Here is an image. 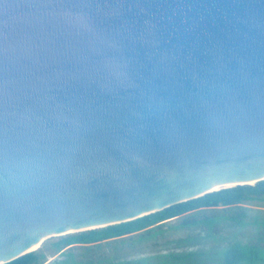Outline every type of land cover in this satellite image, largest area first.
I'll return each instance as SVG.
<instances>
[{"label": "water", "instance_id": "water-1", "mask_svg": "<svg viewBox=\"0 0 264 264\" xmlns=\"http://www.w3.org/2000/svg\"><path fill=\"white\" fill-rule=\"evenodd\" d=\"M254 180L264 0H0V264Z\"/></svg>", "mask_w": 264, "mask_h": 264}, {"label": "rangeland", "instance_id": "rangeland-1", "mask_svg": "<svg viewBox=\"0 0 264 264\" xmlns=\"http://www.w3.org/2000/svg\"><path fill=\"white\" fill-rule=\"evenodd\" d=\"M244 212L242 225L229 217ZM212 218L211 225L197 223L184 225L183 220ZM264 200H251L224 207L206 208L187 212L163 221L151 228L119 239L88 245L65 247L57 252L54 243L60 236L44 237L36 251L44 254L42 264H221L222 252L233 242L264 247ZM64 236V235H62ZM181 254L184 258H172Z\"/></svg>", "mask_w": 264, "mask_h": 264}, {"label": "trees", "instance_id": "trees-1", "mask_svg": "<svg viewBox=\"0 0 264 264\" xmlns=\"http://www.w3.org/2000/svg\"><path fill=\"white\" fill-rule=\"evenodd\" d=\"M253 186H236L225 188L205 194L185 202L172 205L163 210L139 217L137 219L122 222L119 224L109 225L102 228L81 231L77 233H70L60 236L58 241L54 243L55 250L60 252L65 247L71 248L75 245H88L101 243L112 239L123 238L127 235L142 232L146 230L151 231V228L163 221L170 220L175 217L182 216L187 212L202 210L206 208H216L218 206L231 207L245 201L264 200V181L256 182ZM245 215L244 212L237 213L230 216L229 220L235 222L237 225H242L241 218ZM197 223H213L212 218H205L202 220H183L182 224L190 225ZM264 227V217L259 222ZM175 254L172 258H184L188 256ZM221 264H264V247L253 244H242L240 242H233L222 252ZM72 254L68 255L65 264L72 258ZM44 258L43 253L32 251L24 254L16 259L3 264H42ZM131 264H142V261H136Z\"/></svg>", "mask_w": 264, "mask_h": 264}, {"label": "bare ground", "instance_id": "bare-ground-1", "mask_svg": "<svg viewBox=\"0 0 264 264\" xmlns=\"http://www.w3.org/2000/svg\"><path fill=\"white\" fill-rule=\"evenodd\" d=\"M257 182V180H254V181H249L248 183L249 184H254V183H256ZM235 184H228V185H225V186H221V187H229V186H234ZM220 188V187H219ZM38 246H36L35 248H33V250H36V248H37Z\"/></svg>", "mask_w": 264, "mask_h": 264}]
</instances>
